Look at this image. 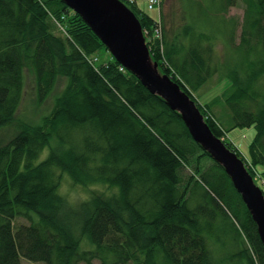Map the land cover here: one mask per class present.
<instances>
[{
	"label": "trees",
	"instance_id": "16d2710c",
	"mask_svg": "<svg viewBox=\"0 0 264 264\" xmlns=\"http://www.w3.org/2000/svg\"><path fill=\"white\" fill-rule=\"evenodd\" d=\"M178 1L187 21L180 32L168 28L164 11L158 21L129 6L149 35L152 61L193 100L188 86L197 92L214 75H225L231 129L252 127L256 134L247 159L232 140L223 141L264 180V0H243L238 44L239 24L227 15L239 0ZM191 10L213 13L217 27L190 23ZM159 27L162 39L155 38ZM218 35L228 38L233 56L216 62ZM103 51L109 52L62 0H0V131L17 120L26 68L34 71L41 103L68 79L41 125L20 120L18 133L0 146V264H23V258L43 264H264L257 226L224 168L195 142L181 114L113 56L91 63ZM200 109L222 140L230 128L210 104ZM47 148L48 157L39 161ZM64 175L76 185L117 191H93L74 207L59 192ZM216 223L225 224L230 237L221 239L231 251L224 260L213 246Z\"/></svg>",
	"mask_w": 264,
	"mask_h": 264
},
{
	"label": "water",
	"instance_id": "95a60500",
	"mask_svg": "<svg viewBox=\"0 0 264 264\" xmlns=\"http://www.w3.org/2000/svg\"><path fill=\"white\" fill-rule=\"evenodd\" d=\"M78 13L114 59L153 94L181 114L193 139L222 166L255 222L264 245V193L243 160L218 138L196 102L153 63L142 24L121 0H62Z\"/></svg>",
	"mask_w": 264,
	"mask_h": 264
},
{
	"label": "rangeland",
	"instance_id": "374dc122",
	"mask_svg": "<svg viewBox=\"0 0 264 264\" xmlns=\"http://www.w3.org/2000/svg\"><path fill=\"white\" fill-rule=\"evenodd\" d=\"M127 4V3H126ZM130 6V4L128 3ZM149 8V7H148ZM147 6H145V9L147 13L157 16V14H160L164 11L167 17L168 22V28H170L171 31L174 32L176 29L178 32L179 26H182L183 23H187L186 18H183L182 14V5L178 0H163L162 6L160 8H157L156 10H150ZM162 10V11H158ZM192 11V10H191ZM189 11V19L190 23L195 22L197 25L200 24V26H204L205 28H216L217 27V18L213 16V13L210 12V14L205 13H199L196 11ZM245 11H246V5L243 2V0L238 1V5L236 7H232L229 10V13L227 15V18H234L236 22H238L239 26L237 27V37L235 43H240V35L242 33V25L245 17ZM159 17V15H158ZM208 29L206 30L209 32ZM216 31V29H215ZM177 32V33H178ZM228 38L224 35H218V38L215 39L213 42L214 46L216 47L215 52V61H224L226 59V56H233V54L227 49V42ZM217 52H218V58H217ZM113 59L112 54L106 51H103L102 53L98 54L96 57H92L89 59L91 63L94 65H100L103 64L109 60ZM228 80L224 74H216L214 77L208 81V83L203 86L199 91L195 92L193 89L188 86V89L192 93L195 102H197V106L204 107L207 104H210L213 107L214 114H216V118L219 121H222L224 126L227 128H230L229 133L224 136L223 140L230 142L231 140L235 143L234 146H238L239 149L244 153L248 154L250 144L252 143L256 131L252 127L248 128H242V127H236L232 128L233 123L230 117V111L229 108L226 105V97L228 90L231 87V83H229ZM68 84V79L61 78L58 85L55 87L53 92L50 94V96L47 98V100L44 103L39 102L38 99V93L36 89V79L34 71L30 68L25 69V91L23 100L21 102V105L19 107V110L17 112V120L15 123L5 126L0 131V146L5 145L8 143L17 133H18V124L20 120L34 124V125H41L44 121V118L47 117L53 110L57 98L64 92L66 86ZM186 92V91H185ZM188 94V93H187ZM190 96V95H189ZM203 109V108H202ZM201 110V109H200ZM205 111V109H204ZM202 112V111H201ZM213 114V113H212ZM211 115L208 113L206 114V119H211ZM49 154V148H47L41 155L40 160L42 161L48 157ZM190 174V173H189ZM257 185L264 191V180L256 178L255 179ZM93 191L97 192H103L107 195H111L113 193H116V188L111 189L107 185H92V187H84L81 185H76L71 178L68 175H64L61 186L59 189L60 194L65 197L68 201V203L71 206H79L83 201L89 200V198L92 196ZM199 201V200H198ZM202 202H197L198 204H201ZM19 223H28L25 219H19ZM225 224L221 226H217L216 224H213V229L211 230V235L214 240L213 246L215 250L216 257L218 256L217 251H219V257L221 259H226L230 257L231 251H224L223 249V243L221 239L228 238L227 234H225ZM230 239V237L228 238ZM232 240V238H231ZM86 240H84L85 243ZM220 242V243H219ZM88 243L84 244L85 248H91V246ZM93 248V246H92ZM220 249H222L220 251ZM23 264H43V263H35L30 260H27L25 258L22 259ZM135 264V263H130Z\"/></svg>",
	"mask_w": 264,
	"mask_h": 264
},
{
	"label": "built area",
	"instance_id": "2783aa9c",
	"mask_svg": "<svg viewBox=\"0 0 264 264\" xmlns=\"http://www.w3.org/2000/svg\"><path fill=\"white\" fill-rule=\"evenodd\" d=\"M125 1L128 3H132V4L136 2V0H125ZM161 6H162V0H150L149 1V8L151 10L156 9V8H160ZM145 34H146V36L148 35L147 33H145ZM155 38L156 39H162L161 27H159L158 29L155 30ZM122 70H124V69L122 68Z\"/></svg>",
	"mask_w": 264,
	"mask_h": 264
},
{
	"label": "crops",
	"instance_id": "0c3cea01",
	"mask_svg": "<svg viewBox=\"0 0 264 264\" xmlns=\"http://www.w3.org/2000/svg\"><path fill=\"white\" fill-rule=\"evenodd\" d=\"M148 1L149 0H137V3L135 4L141 11H143V12H145V11H147L146 9H145V6H147V8H148ZM149 9V8H148ZM154 11V10H153ZM151 15V14H150ZM158 15L159 14H157V16H153V15H151L152 17H154V18H157L158 19Z\"/></svg>",
	"mask_w": 264,
	"mask_h": 264
}]
</instances>
